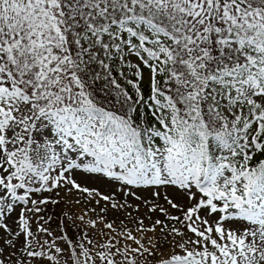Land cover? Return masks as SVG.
<instances>
[{
    "label": "snow or ice",
    "instance_id": "1",
    "mask_svg": "<svg viewBox=\"0 0 264 264\" xmlns=\"http://www.w3.org/2000/svg\"><path fill=\"white\" fill-rule=\"evenodd\" d=\"M0 241V264H264V0H0Z\"/></svg>",
    "mask_w": 264,
    "mask_h": 264
},
{
    "label": "rangeland",
    "instance_id": "2",
    "mask_svg": "<svg viewBox=\"0 0 264 264\" xmlns=\"http://www.w3.org/2000/svg\"><path fill=\"white\" fill-rule=\"evenodd\" d=\"M79 179V177H78ZM80 182L84 185V186H87L89 188H98L100 189L101 191L103 192H107L108 189L104 186L103 183L101 182H98L96 181L95 179H80ZM62 195H63V192H62ZM76 196L75 195H70L68 197L65 198V200H68V199H75ZM64 203H61L60 205H57L55 206V208L53 209V206L49 205L48 208H49V213L48 214H51L54 216V218H59L61 216V212L62 210H64ZM73 211L75 212H79L80 211V206L78 205H70L69 206ZM142 212L145 211V209H142L141 210ZM111 218V216H110ZM163 218V217H161ZM58 222V219H54L53 223H52V227L55 228L56 227V223ZM0 246H3L2 245V241H0Z\"/></svg>",
    "mask_w": 264,
    "mask_h": 264
}]
</instances>
